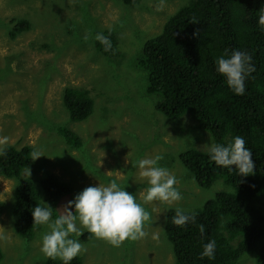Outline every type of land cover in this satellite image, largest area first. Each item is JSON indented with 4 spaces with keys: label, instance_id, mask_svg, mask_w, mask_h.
Returning a JSON list of instances; mask_svg holds the SVG:
<instances>
[{
    "label": "rangeland",
    "instance_id": "1",
    "mask_svg": "<svg viewBox=\"0 0 264 264\" xmlns=\"http://www.w3.org/2000/svg\"><path fill=\"white\" fill-rule=\"evenodd\" d=\"M189 3L142 0L125 6L114 0H0V151L29 146L42 155L30 174L27 168L19 179L0 175L4 203L0 264H40L48 259L40 252L41 235L49 230L46 225H39L29 240L14 230V190L23 179L39 187L40 179L54 175L72 186L71 194L58 203V215L84 188L106 186L111 179H118L143 203L146 181L133 165L141 158L163 156L158 163L176 177L182 199L171 205L145 204L151 214L145 237L125 240L120 247L91 234L83 240L87 231L82 229L78 239L87 249L79 255L83 264H174L165 235L168 211L179 207L194 212L218 193H234L221 178L208 189L197 185L180 154L191 148L208 152L211 136L195 129L189 115L170 120L157 112L160 97L146 94L147 74L136 67L145 43L162 33L165 23ZM20 19L28 20L31 28L13 38V21ZM105 30L117 35V58L96 49L94 37ZM65 88L84 89L94 100V113L86 121L69 120L62 101ZM59 127L76 133L81 147H70L58 134ZM251 206L264 215V194ZM237 264L257 262L245 254Z\"/></svg>",
    "mask_w": 264,
    "mask_h": 264
},
{
    "label": "trees",
    "instance_id": "2",
    "mask_svg": "<svg viewBox=\"0 0 264 264\" xmlns=\"http://www.w3.org/2000/svg\"><path fill=\"white\" fill-rule=\"evenodd\" d=\"M125 6L138 5L142 0H114ZM264 0H190L180 9L157 37L148 40L142 59L136 67L147 74L146 94L159 95L157 112L167 119L189 115L194 128L209 134L216 143H226L233 136L245 138L253 152L254 174L241 177L235 172L217 167L208 152L193 148L180 154V161L201 188L208 189L218 179L232 186L234 193H218L196 213L195 223L178 228L172 224L175 209H170L165 223V235L172 246L174 264H237L245 254L264 264V215L251 206L264 194V31L257 25L259 9ZM11 36L31 28L28 20H16ZM111 42L105 51L96 41V49L107 58H117L118 38L111 30L99 32ZM244 50L252 55L256 71L245 81V94L236 95L225 79L215 71V58L224 50ZM63 106L71 122L86 121L94 113V100L80 88H65ZM58 134L70 147L80 148L81 138L66 127ZM0 155V175L19 179L24 169L34 164L33 149L6 146ZM21 180L14 190V230L23 239L33 238L31 209L36 205L50 206L52 218L58 217L60 199L72 192L69 183L48 175L38 182ZM42 195V196H41ZM4 203L0 202V216ZM203 225V234L200 226ZM243 239L240 240L239 236ZM86 232L82 239L89 240ZM216 243L214 259H200L203 244ZM234 241H238L233 245ZM0 248V263L3 260ZM40 264H61L47 259ZM71 264H83L77 256Z\"/></svg>",
    "mask_w": 264,
    "mask_h": 264
},
{
    "label": "clouds",
    "instance_id": "3",
    "mask_svg": "<svg viewBox=\"0 0 264 264\" xmlns=\"http://www.w3.org/2000/svg\"><path fill=\"white\" fill-rule=\"evenodd\" d=\"M257 25L264 31V6L257 12ZM89 37L85 35L84 40ZM104 45L105 51L111 48L109 39L97 33L94 37ZM215 71L224 77L229 89L236 95L245 94V81L256 71L252 63V55L244 50L233 49L215 58ZM6 139V138H5ZM0 143H3L0 141ZM3 152L0 151V155ZM252 150L246 147L243 136L236 135L226 143H210L208 158L217 167L235 172L241 177L254 174ZM32 160L42 155L33 150ZM162 155L156 154L151 158L139 159L134 167L139 169V176L146 181L142 201L137 195L126 191L118 179L109 180L108 184L88 186L76 194L73 200L67 202L61 214L51 219L50 206L36 205L31 209L33 224L46 225L49 229L40 238V252L45 258L61 261V264H71L77 256L86 252V248L79 241L83 230L96 239H103L113 247H120L125 240L135 241L145 237L144 227L151 219L150 212L144 207L153 201L171 205L182 199L176 177L169 169L159 165ZM30 174V168L27 169ZM155 211V209H153ZM196 213L177 207L172 216V224L178 228L195 223ZM203 225L200 232L203 234ZM75 236L76 238H73ZM216 243L208 240L203 244L199 254L200 259H214Z\"/></svg>",
    "mask_w": 264,
    "mask_h": 264
}]
</instances>
